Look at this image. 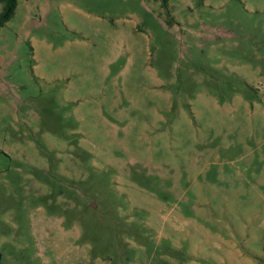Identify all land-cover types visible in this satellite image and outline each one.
<instances>
[{
	"label": "rangeland",
	"instance_id": "rangeland-1",
	"mask_svg": "<svg viewBox=\"0 0 264 264\" xmlns=\"http://www.w3.org/2000/svg\"><path fill=\"white\" fill-rule=\"evenodd\" d=\"M0 264H264V0H17Z\"/></svg>",
	"mask_w": 264,
	"mask_h": 264
},
{
	"label": "trees",
	"instance_id": "trees-1",
	"mask_svg": "<svg viewBox=\"0 0 264 264\" xmlns=\"http://www.w3.org/2000/svg\"><path fill=\"white\" fill-rule=\"evenodd\" d=\"M4 5V10L0 15V28H2L14 15L17 8V0H0ZM164 4L167 0H162Z\"/></svg>",
	"mask_w": 264,
	"mask_h": 264
}]
</instances>
